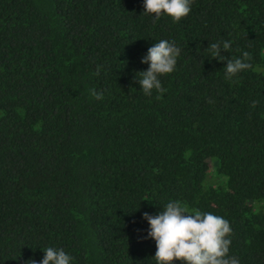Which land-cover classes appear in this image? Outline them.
Returning a JSON list of instances; mask_svg holds the SVG:
<instances>
[{
	"label": "trees",
	"instance_id": "16d2710c",
	"mask_svg": "<svg viewBox=\"0 0 264 264\" xmlns=\"http://www.w3.org/2000/svg\"><path fill=\"white\" fill-rule=\"evenodd\" d=\"M143 4L0 0V264L47 247L156 264L144 213L172 201L227 219L229 255L264 264V0H194L179 22ZM162 39L181 54L156 99L137 73ZM226 40L250 54L231 81L206 50Z\"/></svg>",
	"mask_w": 264,
	"mask_h": 264
},
{
	"label": "clouds",
	"instance_id": "9594fccd",
	"mask_svg": "<svg viewBox=\"0 0 264 264\" xmlns=\"http://www.w3.org/2000/svg\"><path fill=\"white\" fill-rule=\"evenodd\" d=\"M194 0H144V13L151 14L156 20L167 15L179 22L187 17ZM221 44L226 51L231 47L230 41H211L206 49L212 58L226 60L225 78L229 81L240 72L251 67L250 54L243 52L242 58H227L221 55ZM181 49L174 41L162 39L154 43L148 49L142 63L148 64L145 71L137 73L138 82L145 95H151L153 90L161 99L167 91L162 86L160 77L172 73L177 65V59ZM100 67L97 66L96 74L99 75ZM96 99H103V94L95 88L90 90ZM209 103H214L212 99ZM256 107V102L252 103ZM150 229L148 237L155 240L156 252L154 260L156 264H239L236 256H230L232 228L230 222L222 216L211 212H190L186 205L180 201L167 203L157 215L144 213ZM44 257L39 264H71L72 257L62 248L47 247L44 249ZM28 264H37L35 260H29Z\"/></svg>",
	"mask_w": 264,
	"mask_h": 264
}]
</instances>
